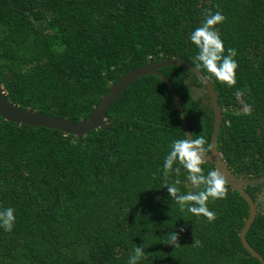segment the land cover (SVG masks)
<instances>
[{
    "label": "trees",
    "instance_id": "16d2710c",
    "mask_svg": "<svg viewBox=\"0 0 264 264\" xmlns=\"http://www.w3.org/2000/svg\"><path fill=\"white\" fill-rule=\"evenodd\" d=\"M205 10L222 13L224 54L237 52L232 87L199 69L214 83L222 108L218 150L237 177L264 176V0H4L1 83L11 103L79 122L135 68L182 53L195 66L198 49L189 36ZM161 72L181 99L192 135L210 144L214 113L207 95L196 96L205 90L200 78L180 67ZM107 122L109 128L80 139L0 119V209H15L13 230L0 227V264H128L143 244L149 256L137 264H261L240 239L249 205L239 192L227 185L226 198L209 199L216 213L209 222L181 212L164 188L165 157L185 131L159 77L132 83ZM176 167L168 182L179 179L181 193L197 191ZM245 190L257 206L247 241L264 258V184ZM173 231L180 247L164 244Z\"/></svg>",
    "mask_w": 264,
    "mask_h": 264
},
{
    "label": "clouds",
    "instance_id": "9594fccd",
    "mask_svg": "<svg viewBox=\"0 0 264 264\" xmlns=\"http://www.w3.org/2000/svg\"><path fill=\"white\" fill-rule=\"evenodd\" d=\"M224 20L225 17L220 11L205 10L201 25L196 27L190 34L189 40L198 49L194 57L195 68L200 69L203 67L217 81L232 87L236 84L235 77L238 63L234 57L237 52L234 48H229L227 49V55L224 54V44L217 29V25L222 24ZM243 94V91L239 89L235 92L237 98L242 97ZM243 111L250 114L251 106L245 105ZM211 150L212 146L202 134L199 136L184 134V138L172 142L170 152L165 157L163 164L164 188H167L170 198L179 206L180 211L187 210L196 217L207 218L209 222L216 219V213L208 208L209 199H224L228 193L226 178L219 169H213L205 174L202 168V164ZM177 163L179 167L174 169L175 173L179 175L180 167H182L187 173V181L197 191L181 193L179 187H177L181 184L179 179L172 183L168 182L169 174L173 171L174 164ZM14 213L15 209L12 207L0 209V227H3L5 231L11 232L13 230ZM179 231L183 232L184 229L181 228ZM199 243L195 239L193 245L198 246ZM164 244L174 248L180 247L178 233L175 231L170 232L164 238ZM145 248V244L135 245L129 256L128 264H137L141 259H147L149 254L145 253Z\"/></svg>",
    "mask_w": 264,
    "mask_h": 264
},
{
    "label": "water",
    "instance_id": "95a60500",
    "mask_svg": "<svg viewBox=\"0 0 264 264\" xmlns=\"http://www.w3.org/2000/svg\"><path fill=\"white\" fill-rule=\"evenodd\" d=\"M3 1L4 0H0V4ZM10 1L11 3H13V0ZM27 2L29 3V0H27ZM168 67H180L187 69L188 71L199 77L205 87L208 96V102L210 103L214 113V128L210 142L212 150L208 153V157L205 158L206 160L204 163L214 164L216 169H219L224 174L227 185L233 191L239 192L241 197L248 203L249 217L247 218L245 225L241 230L240 239L243 247L251 254V256L258 259L261 264H264V258L262 257V255L259 254L255 249H253L247 241V233L257 216V206L253 198L245 190V188L250 185L264 184V176L253 179L237 177L229 168L226 161L223 159L217 145L220 128L223 124L222 108L220 107L218 102L219 96L214 87V83L208 77H206L202 71L196 69L192 64L183 61V53L180 54L177 58L149 62L144 66L135 68L126 73L121 78H119L117 82L112 84L110 90L103 96L100 103L95 107L93 112L86 119L79 122H71L64 118L41 114L30 109L21 108L20 106L11 103L0 80V119L3 118L7 121L22 126L37 128L45 127L51 130H57L66 135H75L82 139L92 130H96L101 127L109 128V124L107 122V113L115 103V101L132 83L147 75H154L159 77L170 90L177 105L185 134L192 136L184 114L181 99L170 80L161 72V69H165Z\"/></svg>",
    "mask_w": 264,
    "mask_h": 264
},
{
    "label": "rangeland",
    "instance_id": "374dc122",
    "mask_svg": "<svg viewBox=\"0 0 264 264\" xmlns=\"http://www.w3.org/2000/svg\"><path fill=\"white\" fill-rule=\"evenodd\" d=\"M203 94L207 95L206 90H204V89H202V90L201 89H197L196 90V96L197 97H199L200 95H203ZM204 101L205 102H208L207 98H205ZM260 201H261V208H260V210L262 212H264V197L263 196H260Z\"/></svg>",
    "mask_w": 264,
    "mask_h": 264
}]
</instances>
